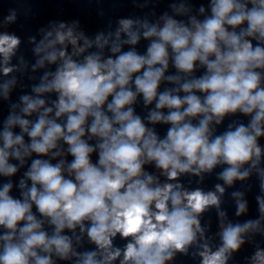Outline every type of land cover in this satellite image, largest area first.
I'll return each mask as SVG.
<instances>
[{
    "label": "clouds",
    "instance_id": "9594fccd",
    "mask_svg": "<svg viewBox=\"0 0 264 264\" xmlns=\"http://www.w3.org/2000/svg\"><path fill=\"white\" fill-rule=\"evenodd\" d=\"M151 15L94 38L50 22L31 74L8 31L31 10L0 20V264H230L246 246L264 264V0Z\"/></svg>",
    "mask_w": 264,
    "mask_h": 264
}]
</instances>
